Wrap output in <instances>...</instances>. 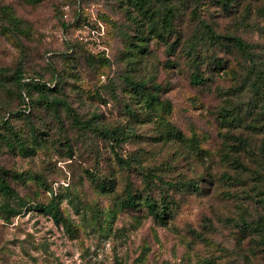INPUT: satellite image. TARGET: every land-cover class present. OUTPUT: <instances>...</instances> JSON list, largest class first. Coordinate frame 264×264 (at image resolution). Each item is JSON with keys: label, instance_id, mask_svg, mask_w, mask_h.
Returning <instances> with one entry per match:
<instances>
[{"label": "rangeland", "instance_id": "374dc122", "mask_svg": "<svg viewBox=\"0 0 264 264\" xmlns=\"http://www.w3.org/2000/svg\"><path fill=\"white\" fill-rule=\"evenodd\" d=\"M133 2L0 0V264H264V0Z\"/></svg>", "mask_w": 264, "mask_h": 264}, {"label": "trees", "instance_id": "16d2710c", "mask_svg": "<svg viewBox=\"0 0 264 264\" xmlns=\"http://www.w3.org/2000/svg\"><path fill=\"white\" fill-rule=\"evenodd\" d=\"M133 6L135 7V9L138 10L139 14H142V16L147 20L150 28H153L154 25V17H155V12L152 9V0H134L133 2ZM171 11L167 12L168 16H172V14H170ZM235 45L243 52H247V45L240 39L238 38H234L233 39ZM21 73V72H20ZM19 83H20V96L22 98V106L19 110L17 111H10L8 113H6L4 115V118L2 119V121H0V124H6L8 123V120H10L12 117L14 116H18V115H25V114H30L31 109H32V101L30 98V89L33 88H43L44 90H53L51 88V84H47V83H42L40 81V79H33L30 77H24V76H19L18 78ZM192 82H194L195 84H202L203 81L201 80V78L198 75H195L192 78ZM134 83V81L132 82ZM138 88H142L141 84H137ZM144 86V85H143ZM51 88V89H50ZM55 88V86L53 87ZM256 92H260L259 87H254ZM143 89V88H142ZM144 97V101H145V106L150 107L152 104H154L155 102L158 101L157 95L153 94V93H147L146 91L143 92ZM232 120H238L237 116H231ZM4 136L3 133L0 132V143L3 142L4 140ZM236 161V160H234ZM239 166H240V162L236 161ZM0 189L1 191H3L6 195H12V191L11 189L7 186L6 182L4 180H0ZM136 200L134 197H129L126 201L123 202V207L125 208H131V207H135L136 206ZM149 210L150 213L153 215V217L163 223H165V219H164V213H159L156 208L155 205H153L152 203H150L149 205ZM42 209L46 212H48L50 214V216L55 220V221H59L62 217L61 211H60V205L57 202H51L49 205L42 207ZM19 212V211H18ZM260 227L263 228L262 225L259 224ZM201 264H211V262H203Z\"/></svg>", "mask_w": 264, "mask_h": 264}]
</instances>
